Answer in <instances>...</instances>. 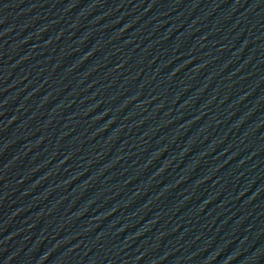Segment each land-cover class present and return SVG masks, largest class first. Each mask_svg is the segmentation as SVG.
Instances as JSON below:
<instances>
[{"label": "water", "instance_id": "water-1", "mask_svg": "<svg viewBox=\"0 0 264 264\" xmlns=\"http://www.w3.org/2000/svg\"><path fill=\"white\" fill-rule=\"evenodd\" d=\"M0 264H264V0H0Z\"/></svg>", "mask_w": 264, "mask_h": 264}]
</instances>
